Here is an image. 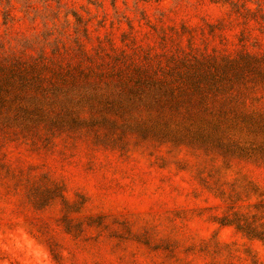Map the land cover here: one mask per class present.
<instances>
[{"label":"rangeland","instance_id":"374dc122","mask_svg":"<svg viewBox=\"0 0 264 264\" xmlns=\"http://www.w3.org/2000/svg\"><path fill=\"white\" fill-rule=\"evenodd\" d=\"M264 0H0V264H264Z\"/></svg>","mask_w":264,"mask_h":264},{"label":"trees","instance_id":"16d2710c","mask_svg":"<svg viewBox=\"0 0 264 264\" xmlns=\"http://www.w3.org/2000/svg\"><path fill=\"white\" fill-rule=\"evenodd\" d=\"M255 211L239 215L236 227L251 238L264 241V200L255 204Z\"/></svg>","mask_w":264,"mask_h":264}]
</instances>
